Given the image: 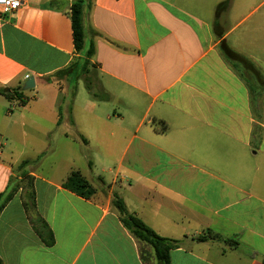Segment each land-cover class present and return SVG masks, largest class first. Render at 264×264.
<instances>
[{"label": "crops", "instance_id": "0c3cea01", "mask_svg": "<svg viewBox=\"0 0 264 264\" xmlns=\"http://www.w3.org/2000/svg\"><path fill=\"white\" fill-rule=\"evenodd\" d=\"M20 1L0 16V88L35 86L24 103L0 96V194L33 161L54 243L37 235L19 189L0 213L2 264H157L114 195L180 241L170 264H264V0L223 12L224 0H92L88 66L73 45L74 0ZM228 51L247 60L238 71ZM72 172L90 198L63 188ZM207 232L219 238L194 240Z\"/></svg>", "mask_w": 264, "mask_h": 264}, {"label": "trees", "instance_id": "16d2710c", "mask_svg": "<svg viewBox=\"0 0 264 264\" xmlns=\"http://www.w3.org/2000/svg\"><path fill=\"white\" fill-rule=\"evenodd\" d=\"M91 3L92 0H74L70 7L73 45L75 51L77 53L83 54L87 59L84 61V66H88V59L93 55L94 52L92 44H89L88 47L85 48V28L83 23L85 11L90 9ZM229 3L230 0H224L219 5H217L216 11L223 12L227 10ZM228 53L231 55L229 59L232 63V66L237 71L240 63L247 62L245 58L240 57L233 51H228ZM87 91L90 93L92 98H97L99 96L95 92H92L88 87ZM23 93L24 92L22 91L21 87L16 89L0 88V96L8 102L17 99L21 100V103H24ZM33 163V161L24 160L21 161L14 169L15 176L10 177L6 191L0 194V213L19 189L24 190L22 202L23 208L30 216L39 238L46 246L50 247L54 243V238L47 224L36 212L32 177L29 176L27 172V168ZM62 186L64 189L83 198H90L94 194V189L92 186L78 172H72L67 177ZM112 206L117 211L121 222L126 227V229H128L138 241L148 245L152 249L153 256L157 264H170L169 252L172 249L179 247L180 241L163 238L157 235L141 220L130 214L125 208L123 201L116 195L113 196ZM214 238L217 239L219 237L217 234L207 232L196 237L194 240L197 242H204ZM0 264H2L1 260Z\"/></svg>", "mask_w": 264, "mask_h": 264}, {"label": "built area", "instance_id": "2783aa9c", "mask_svg": "<svg viewBox=\"0 0 264 264\" xmlns=\"http://www.w3.org/2000/svg\"><path fill=\"white\" fill-rule=\"evenodd\" d=\"M20 8V0H0V16L16 13Z\"/></svg>", "mask_w": 264, "mask_h": 264}, {"label": "water", "instance_id": "95a60500", "mask_svg": "<svg viewBox=\"0 0 264 264\" xmlns=\"http://www.w3.org/2000/svg\"><path fill=\"white\" fill-rule=\"evenodd\" d=\"M34 86L35 84H34L33 78H28V80H26L25 84L23 85L22 90L29 91V90H32Z\"/></svg>", "mask_w": 264, "mask_h": 264}, {"label": "rangeland", "instance_id": "374dc122", "mask_svg": "<svg viewBox=\"0 0 264 264\" xmlns=\"http://www.w3.org/2000/svg\"><path fill=\"white\" fill-rule=\"evenodd\" d=\"M225 25H227V24H225ZM83 86H84V83H83ZM86 94V93H85ZM112 108H114V106L112 107ZM117 107L115 106V109H116Z\"/></svg>", "mask_w": 264, "mask_h": 264}]
</instances>
